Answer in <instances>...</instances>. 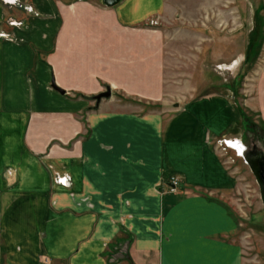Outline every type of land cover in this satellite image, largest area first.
Here are the masks:
<instances>
[{"label": "crops", "instance_id": "crops-1", "mask_svg": "<svg viewBox=\"0 0 264 264\" xmlns=\"http://www.w3.org/2000/svg\"><path fill=\"white\" fill-rule=\"evenodd\" d=\"M27 1L12 14L0 0V264H249L225 198L236 178L211 143L229 101L116 107L163 98L165 35L149 21L164 0ZM253 91L264 118V64Z\"/></svg>", "mask_w": 264, "mask_h": 264}, {"label": "rangeland", "instance_id": "rangeland-1", "mask_svg": "<svg viewBox=\"0 0 264 264\" xmlns=\"http://www.w3.org/2000/svg\"><path fill=\"white\" fill-rule=\"evenodd\" d=\"M1 2L12 14L34 11L27 0ZM164 2L163 14L149 21L150 26L161 29L165 35L163 98H123L116 107L138 113L163 111L168 117L204 95L229 101L232 117L236 116L231 129L211 138V143L227 171L236 178L235 190L225 197L241 224L235 238L245 244L249 264H264V206L260 188L249 166L232 146L239 141L243 146L251 148L255 144L264 150V118L256 110L253 91L257 72L264 64V0Z\"/></svg>", "mask_w": 264, "mask_h": 264}, {"label": "water", "instance_id": "water-1", "mask_svg": "<svg viewBox=\"0 0 264 264\" xmlns=\"http://www.w3.org/2000/svg\"><path fill=\"white\" fill-rule=\"evenodd\" d=\"M119 1L120 0H102V2L109 7L116 5ZM51 87L60 94L65 93V91L55 85L53 81H51ZM110 96L111 90L109 87H106L104 91L93 95L91 99L95 101V107H98L102 99L109 98ZM244 147L245 149L241 156L255 176L256 182L260 188L261 201L264 206V150L259 149L255 144L252 145L251 148L247 146Z\"/></svg>", "mask_w": 264, "mask_h": 264}, {"label": "bare ground", "instance_id": "bare-ground-1", "mask_svg": "<svg viewBox=\"0 0 264 264\" xmlns=\"http://www.w3.org/2000/svg\"><path fill=\"white\" fill-rule=\"evenodd\" d=\"M229 144H233V143H229ZM232 146L237 148V150L239 151L240 154H242L244 149H245V147L242 144H240L239 141H237L236 143L234 142V145H232Z\"/></svg>", "mask_w": 264, "mask_h": 264}, {"label": "built area", "instance_id": "built-area-1", "mask_svg": "<svg viewBox=\"0 0 264 264\" xmlns=\"http://www.w3.org/2000/svg\"><path fill=\"white\" fill-rule=\"evenodd\" d=\"M170 190H175L176 189V186L178 185V181L177 179L175 178H172L171 181H170Z\"/></svg>", "mask_w": 264, "mask_h": 264}, {"label": "trees", "instance_id": "trees-1", "mask_svg": "<svg viewBox=\"0 0 264 264\" xmlns=\"http://www.w3.org/2000/svg\"><path fill=\"white\" fill-rule=\"evenodd\" d=\"M84 98H86V99H90V97H87V96H84Z\"/></svg>", "mask_w": 264, "mask_h": 264}]
</instances>
